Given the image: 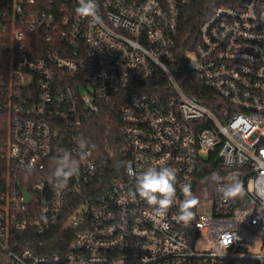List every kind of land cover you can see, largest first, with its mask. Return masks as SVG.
Returning a JSON list of instances; mask_svg holds the SVG:
<instances>
[{
  "label": "built area",
  "instance_id": "built-area-1",
  "mask_svg": "<svg viewBox=\"0 0 264 264\" xmlns=\"http://www.w3.org/2000/svg\"><path fill=\"white\" fill-rule=\"evenodd\" d=\"M193 2L96 0L92 22L77 15L78 0H0V264H264V0L215 6L182 55L214 92L213 107L175 72ZM119 104L122 167L106 173L114 155L99 160L84 129ZM65 151L80 173L57 189L49 178ZM211 159L212 191L191 221L177 222L183 186L198 198ZM160 165L177 172L165 214L132 198L126 172ZM232 177L245 194L225 199ZM53 231L67 240L62 249L32 248L45 242L31 234ZM203 238L209 246L197 248ZM257 241L261 253L249 255Z\"/></svg>",
  "mask_w": 264,
  "mask_h": 264
},
{
  "label": "trees",
  "instance_id": "trees-1",
  "mask_svg": "<svg viewBox=\"0 0 264 264\" xmlns=\"http://www.w3.org/2000/svg\"><path fill=\"white\" fill-rule=\"evenodd\" d=\"M236 0H196L185 6L182 11V21H181V38L178 45V63L175 67V72L181 83L183 89L188 95L194 96L199 101L213 107V102L209 101L206 97L214 98V92L209 90L200 82H198L193 73L188 69L187 60L183 59L182 55L194 48L196 42L198 41L199 31L198 25L200 21L205 18V16L215 7L220 4H229L235 2ZM1 68V67H0ZM4 71L0 69V72ZM153 84V83H152ZM120 104L115 107L114 110L106 108V110L95 115L85 126L86 140L93 148L95 156L99 160L107 161L111 154L114 155L113 159L109 161L108 169L106 173H109L115 169H120L122 167V158L119 153V149L122 145V133L119 121V109ZM215 159H211L206 165L201 167L198 178H197V189H198V199L204 200L207 195L212 191V179L216 172L214 167L217 163ZM114 169V170H115ZM110 176V175H109ZM19 235V234H17ZM34 240H41L45 242V247L39 248L37 245H32V248L37 252H54L56 250L62 249L67 240H61L60 237L64 238V235L57 234V231H53L45 236H36L31 234ZM54 238V239H53ZM66 238V235H65ZM55 240V241H53Z\"/></svg>",
  "mask_w": 264,
  "mask_h": 264
},
{
  "label": "clouds",
  "instance_id": "clouds-1",
  "mask_svg": "<svg viewBox=\"0 0 264 264\" xmlns=\"http://www.w3.org/2000/svg\"><path fill=\"white\" fill-rule=\"evenodd\" d=\"M78 16L82 18H91L92 22L99 20L98 4L96 0H78V6L75 9ZM79 160H87L89 156L88 145L81 139L78 142ZM127 175L134 179L135 190L131 192L133 199L138 195L149 205L155 206L159 214H165L176 200V177L177 172L174 168L160 165L148 166L139 171L131 166L126 167ZM80 173V163L73 159L72 153L65 151L55 160V166L51 171L50 181L57 189L67 187L69 181ZM185 199L180 203V214L175 217L177 222L188 223L195 217L192 211L199 199L191 192L189 185L183 186ZM225 199L242 197L245 192L243 183L237 177H232L230 182L221 189Z\"/></svg>",
  "mask_w": 264,
  "mask_h": 264
},
{
  "label": "rangeland",
  "instance_id": "rangeland-1",
  "mask_svg": "<svg viewBox=\"0 0 264 264\" xmlns=\"http://www.w3.org/2000/svg\"><path fill=\"white\" fill-rule=\"evenodd\" d=\"M204 208H201L203 210ZM197 248L204 249L209 246V241L207 239H202L200 242L197 243ZM254 247H251L249 250V255H257L261 253V243L260 241H257L253 245ZM6 264V263H2ZM238 264H258V260L256 259H241L239 260Z\"/></svg>",
  "mask_w": 264,
  "mask_h": 264
},
{
  "label": "water",
  "instance_id": "water-1",
  "mask_svg": "<svg viewBox=\"0 0 264 264\" xmlns=\"http://www.w3.org/2000/svg\"><path fill=\"white\" fill-rule=\"evenodd\" d=\"M218 160H219V161H223L221 157H219ZM29 199H30V197H29V195L26 193V200H29ZM242 250H243V252H244L246 249L243 248Z\"/></svg>",
  "mask_w": 264,
  "mask_h": 264
}]
</instances>
